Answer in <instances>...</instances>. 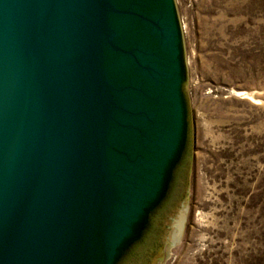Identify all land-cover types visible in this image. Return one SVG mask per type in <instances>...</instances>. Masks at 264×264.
<instances>
[{"label":"water","instance_id":"water-1","mask_svg":"<svg viewBox=\"0 0 264 264\" xmlns=\"http://www.w3.org/2000/svg\"><path fill=\"white\" fill-rule=\"evenodd\" d=\"M164 7L152 52L122 40L120 17L145 18L116 0H0V264H116L140 237L119 264L167 258L192 134L190 120L159 206L186 139L182 41Z\"/></svg>","mask_w":264,"mask_h":264},{"label":"rangeland","instance_id":"rangeland-1","mask_svg":"<svg viewBox=\"0 0 264 264\" xmlns=\"http://www.w3.org/2000/svg\"><path fill=\"white\" fill-rule=\"evenodd\" d=\"M187 71L191 163L163 264H264V0H173Z\"/></svg>","mask_w":264,"mask_h":264},{"label":"flooded vegetation","instance_id":"flooded-vegetation-1","mask_svg":"<svg viewBox=\"0 0 264 264\" xmlns=\"http://www.w3.org/2000/svg\"><path fill=\"white\" fill-rule=\"evenodd\" d=\"M165 1L166 0H116L117 5L121 9H129L130 11L144 17L145 19H140L139 17H120L119 24L120 30L122 33V40L125 38L128 41L135 42L136 44H143L145 47H148L150 51L154 52L156 47V42H158L159 37L165 32V24L163 21V15L165 12ZM174 10H171L173 14ZM176 18V12H175ZM156 25H152V23ZM126 40V41H127ZM178 61L180 68L179 75V97L182 103V108H184V127L186 129V139L184 147L181 148L179 161L175 166L173 172V181L175 176V171L177 170L178 165L183 157V154L186 150L188 143V129L190 126V115L187 102V96L185 92L186 77L187 71L184 64L183 58V48H182V57L180 56L179 50V40H178ZM183 60V61H182Z\"/></svg>","mask_w":264,"mask_h":264},{"label":"trees","instance_id":"trees-1","mask_svg":"<svg viewBox=\"0 0 264 264\" xmlns=\"http://www.w3.org/2000/svg\"><path fill=\"white\" fill-rule=\"evenodd\" d=\"M189 130V129H188ZM188 135V134H187ZM172 183H173V175H172V180H171V183H170V185H169V187H168V189L166 190V196L164 197V199L162 200V202L159 204V206L163 203V201H166L167 199H168V195L170 194V191H171V188H172ZM158 206V207H159ZM157 207V208H158ZM156 208V209H157ZM152 210V209H151ZM151 210H149V211H147V214H146V220L148 219V222H149V220H150V216L152 215V213L155 211H151ZM144 232V231H143ZM143 232H142V234H143ZM142 234H141V236H142ZM141 238V237H140ZM139 238V239H140ZM139 239L138 240H133V241H131V242H129L126 246H125V248L123 249V251L121 252V255H120V259H119V261L118 262H116V264H119L121 261H122V258L132 249V247L134 246V244H136V242L137 241H139Z\"/></svg>","mask_w":264,"mask_h":264},{"label":"bare ground","instance_id":"bare-ground-1","mask_svg":"<svg viewBox=\"0 0 264 264\" xmlns=\"http://www.w3.org/2000/svg\"><path fill=\"white\" fill-rule=\"evenodd\" d=\"M183 226H184V225H183ZM182 229H183V228H182ZM181 234H182V231H181ZM179 238H180V237H179ZM179 238H178V239H179ZM177 241H178V240H177Z\"/></svg>","mask_w":264,"mask_h":264}]
</instances>
